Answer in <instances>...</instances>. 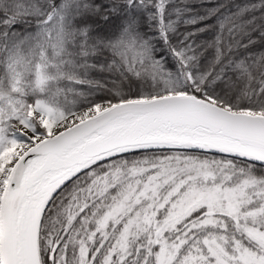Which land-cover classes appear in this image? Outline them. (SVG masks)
Listing matches in <instances>:
<instances>
[{"label":"snow or ice","instance_id":"obj_1","mask_svg":"<svg viewBox=\"0 0 264 264\" xmlns=\"http://www.w3.org/2000/svg\"><path fill=\"white\" fill-rule=\"evenodd\" d=\"M0 264H264V0H0Z\"/></svg>","mask_w":264,"mask_h":264},{"label":"trees","instance_id":"obj_2","mask_svg":"<svg viewBox=\"0 0 264 264\" xmlns=\"http://www.w3.org/2000/svg\"><path fill=\"white\" fill-rule=\"evenodd\" d=\"M238 2H242V0H238Z\"/></svg>","mask_w":264,"mask_h":264}]
</instances>
